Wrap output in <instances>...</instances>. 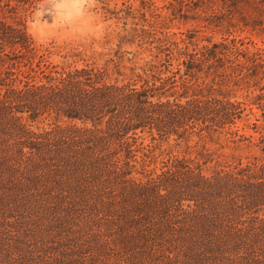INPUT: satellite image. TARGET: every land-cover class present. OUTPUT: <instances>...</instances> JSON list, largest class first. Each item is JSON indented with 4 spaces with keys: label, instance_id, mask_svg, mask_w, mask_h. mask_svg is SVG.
<instances>
[{
    "label": "trees",
    "instance_id": "obj_1",
    "mask_svg": "<svg viewBox=\"0 0 264 264\" xmlns=\"http://www.w3.org/2000/svg\"><path fill=\"white\" fill-rule=\"evenodd\" d=\"M33 4L0 0V264H264V160L222 164L201 146L150 168L162 143L251 139L235 127L238 103L166 95L178 73L194 78L246 53L224 43L177 51L184 59L167 50L168 66L180 62L173 76L139 86L118 81L117 63L37 78L17 17ZM42 122L50 128H33Z\"/></svg>",
    "mask_w": 264,
    "mask_h": 264
},
{
    "label": "rangeland",
    "instance_id": "obj_2",
    "mask_svg": "<svg viewBox=\"0 0 264 264\" xmlns=\"http://www.w3.org/2000/svg\"><path fill=\"white\" fill-rule=\"evenodd\" d=\"M196 0H80L78 7L68 12L61 7L64 0H34L32 7L19 12L27 33L34 41L36 53L31 67L37 78L56 76L55 72L84 66L112 69L118 64L125 77L118 81L132 82L139 86L143 79H167L173 76L179 61L168 66L167 50L171 59H184L177 51L202 52L212 44L224 43L246 53L247 59L239 63H226L221 69H204L194 78L173 77L175 98L182 103L192 95L225 97L239 104L240 119L235 127L249 140L238 142L226 136L199 141L193 139L189 148L182 142L162 143L154 150L159 168L167 155L197 156L201 146L214 153V160L234 165L254 159L264 160V0H208L213 11H192ZM232 59V58H230ZM22 71L29 68L21 60ZM242 63L243 68H242ZM25 65V66H24ZM7 64H0V71ZM183 70V66L179 65ZM141 77L138 80L137 77ZM115 77V76H114ZM182 82L187 91L182 94ZM158 84V82H156ZM186 97V98H185ZM172 99V98H170ZM255 125V126H253ZM50 123L34 124L33 128L48 129ZM144 145L155 146L149 138ZM213 162L204 168L211 169Z\"/></svg>",
    "mask_w": 264,
    "mask_h": 264
},
{
    "label": "clouds",
    "instance_id": "obj_3",
    "mask_svg": "<svg viewBox=\"0 0 264 264\" xmlns=\"http://www.w3.org/2000/svg\"><path fill=\"white\" fill-rule=\"evenodd\" d=\"M79 3L80 0H64L61 7L67 10L68 12H71L78 7Z\"/></svg>",
    "mask_w": 264,
    "mask_h": 264
}]
</instances>
